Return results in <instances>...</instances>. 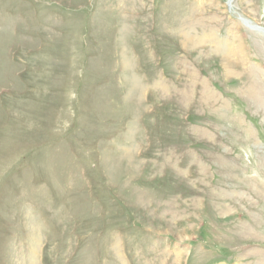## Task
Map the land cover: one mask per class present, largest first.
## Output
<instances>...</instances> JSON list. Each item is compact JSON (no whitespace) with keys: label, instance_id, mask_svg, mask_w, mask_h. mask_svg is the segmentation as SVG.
<instances>
[{"label":"rangeland","instance_id":"rangeland-1","mask_svg":"<svg viewBox=\"0 0 264 264\" xmlns=\"http://www.w3.org/2000/svg\"><path fill=\"white\" fill-rule=\"evenodd\" d=\"M231 10L0 0V264H264V0Z\"/></svg>","mask_w":264,"mask_h":264},{"label":"bare ground","instance_id":"bare-ground-1","mask_svg":"<svg viewBox=\"0 0 264 264\" xmlns=\"http://www.w3.org/2000/svg\"><path fill=\"white\" fill-rule=\"evenodd\" d=\"M234 0H227V6L228 8L231 10L232 8V3ZM232 11V10H231ZM193 12V11H192ZM242 16V15H241ZM240 21L247 27L252 28V30L258 31L262 34H264V28L261 27L260 25L252 22L251 20L246 19L245 17H239ZM173 29V28H172ZM189 42V41H188ZM229 46V45H228ZM240 66V65H239ZM184 67V66H183ZM194 78V77H193ZM170 91V90H169ZM172 94V93H171ZM130 95H133L132 93H130ZM129 101V100H128ZM128 107V106H127Z\"/></svg>","mask_w":264,"mask_h":264}]
</instances>
